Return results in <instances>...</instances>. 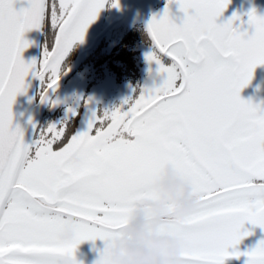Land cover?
I'll list each match as a JSON object with an SVG mask.
<instances>
[{
	"label": "snow or ice",
	"instance_id": "6c2138e0",
	"mask_svg": "<svg viewBox=\"0 0 264 264\" xmlns=\"http://www.w3.org/2000/svg\"><path fill=\"white\" fill-rule=\"evenodd\" d=\"M230 2L166 0L145 25V61L159 83L93 112L84 131L61 121L27 143L13 123L26 77L41 82V103L55 107L49 91L62 63L108 0H27L19 10L0 0V264H81L78 246L115 237L169 164L200 198L195 211L160 225L183 241L182 264L241 256L264 264V239L238 248L253 234L246 223L264 231V107L240 95L264 65V15L252 8L246 20L234 12L218 23ZM45 24L51 46L26 62L32 42L24 34Z\"/></svg>",
	"mask_w": 264,
	"mask_h": 264
},
{
	"label": "rangeland",
	"instance_id": "374dc122",
	"mask_svg": "<svg viewBox=\"0 0 264 264\" xmlns=\"http://www.w3.org/2000/svg\"><path fill=\"white\" fill-rule=\"evenodd\" d=\"M126 1L127 0H119V7L113 8L110 6L112 0H108V3H106L105 7L99 12L97 19L88 27L83 42H77L80 49H84L92 43L98 31L102 28L104 19L109 20L110 22L114 21L121 16L122 12H124L125 15L121 19L122 22H119L120 24L124 23V29H127L128 26L133 24L132 20L135 16H138L139 14L141 17V13H143L148 22L153 15H159L162 12L166 3V0H150L149 2L140 4V8H137L134 4H129L125 7ZM153 6L157 7L152 9ZM171 8L173 15L177 17L182 15V13L177 12L175 5H172ZM252 8L256 9L257 14L264 15V0H242V2L241 0H231L227 9L222 16L218 18L217 22L222 23L226 21L234 12L240 14L242 19L246 20V13ZM106 13L107 15L105 17ZM177 23H179L178 19ZM245 27H247V25H245ZM132 49L136 52V60H140L143 67L141 70V82L138 92L136 93V95H138L142 87H151L153 80L158 84L159 77H157L155 73L156 65L152 64L149 66L145 61V54L151 50V45L144 46L139 44L137 46L135 45ZM149 67L152 68L151 77L148 74ZM261 70H263V72ZM120 88L121 89L116 91H111L109 87L107 89L109 94L102 96L94 87L88 89L86 79L83 81L79 73L71 80L58 84L56 93L61 98L62 109H64L63 112H65V114L72 115V113L67 112V109L69 108L73 109L75 113L81 109L79 113L80 116H78L76 131H84L86 130L87 121L91 118L92 113L95 112V110H98L99 112L111 110L112 108L119 106L125 98L134 97V90L131 85L123 83ZM240 95L242 99L251 100L253 104H260L264 107V65H260L254 70L252 80L247 87L241 90ZM118 96L119 100L116 102L115 99L118 98ZM85 101H87V103H85ZM41 113L42 112H39L37 115V123ZM37 123L35 124L36 126ZM178 180L183 181V183L177 185L171 192L166 190V185ZM189 192H192V189L188 182L181 175L177 174L170 164L165 165L163 166L160 175L153 181L150 192L134 203L132 210L137 211L138 218H135L133 213H130L129 216H133L134 218H131L130 220L127 218L123 225L129 221L135 223L134 225L136 226L142 221L146 225L158 227L156 230L151 231V235L148 236L156 241H161L165 238H171L173 240L179 239L160 230V225L162 223L161 220L179 218L176 214V209L181 201L191 198ZM167 204L171 205V207L155 208ZM244 227L250 230L253 234L245 237L238 247L251 245V238L256 235L252 225L246 223ZM124 242H126V240L120 235L119 229V233L106 242L96 240L94 243L92 241H85L80 244L75 256L81 264H116L112 259L114 253L118 252L125 257L128 255L127 246L122 244ZM245 259L246 257L244 256H241L239 259H228L225 264H244Z\"/></svg>",
	"mask_w": 264,
	"mask_h": 264
},
{
	"label": "flooded vegetation",
	"instance_id": "af4514ba",
	"mask_svg": "<svg viewBox=\"0 0 264 264\" xmlns=\"http://www.w3.org/2000/svg\"><path fill=\"white\" fill-rule=\"evenodd\" d=\"M156 7L157 6H153L152 9H155ZM106 15L107 13L105 14V17ZM114 21L110 22L109 20L104 19L102 28L98 31L92 43L84 49H80L78 43L73 46L62 63L61 71L63 74L61 75L58 84L65 83L71 80L76 74L80 73L83 81L86 79L88 89L94 87L102 96L109 94V91H107L109 87L111 91H116L121 89V84L127 83L132 86L135 97L141 82V70L143 67L142 62L140 60H136V52L132 48L139 44L144 46L151 45V42L145 31V23L139 14L134 17L132 20L133 24L128 26L127 29H124V23L120 24L119 21L122 22V20L118 21L117 19V22L115 21V23ZM51 39V28L45 24L42 27L39 60L41 59L44 47L48 46L50 48ZM82 51L84 52L81 55ZM80 55L81 57H79ZM69 70V75L62 78ZM261 71L263 72V70ZM41 91H43V86L37 79L35 88L36 102L40 100ZM49 96L51 99L58 100L59 103H57L55 107L50 106L49 103H43L41 109L42 113L39 117L32 140L36 138L40 130L47 128L49 124H59L61 121H65L70 130L76 131L78 116H80L79 113L81 109H79L75 115H67L63 112L64 109H62V101L56 91L53 93L50 90ZM118 100L119 96L115 99V101L118 102ZM95 112L98 114L102 113L98 110H95ZM189 193L191 197L198 196L193 191ZM169 204L160 205L155 208H170L171 205ZM130 213H133L135 218H138L136 210H131ZM127 218L130 220L134 217L128 215ZM161 221H163V219ZM141 223L143 235L145 237L150 236L151 231L158 228L152 225H146L142 221ZM134 224L135 223L128 221L120 228V235L124 240H126V242L122 244L126 245L128 250L142 244V241L138 239L137 235L131 230L132 227L135 226ZM253 229L256 232V235L251 238V245L238 247L241 252L251 249L260 239H264V231H261L258 227H253Z\"/></svg>",
	"mask_w": 264,
	"mask_h": 264
},
{
	"label": "clouds",
	"instance_id": "9594fccd",
	"mask_svg": "<svg viewBox=\"0 0 264 264\" xmlns=\"http://www.w3.org/2000/svg\"><path fill=\"white\" fill-rule=\"evenodd\" d=\"M182 183L183 181L178 180L165 187L167 191L171 192L177 185ZM199 200V196H195L181 201L176 209L177 216L184 217L195 211L199 205ZM131 230L143 244L130 248L126 257L120 255L118 252L114 253L112 259L116 264H182V240L165 238L164 240L156 241L150 237H145L143 235L142 223L133 226ZM71 235V232L67 233L66 238H70Z\"/></svg>",
	"mask_w": 264,
	"mask_h": 264
},
{
	"label": "water",
	"instance_id": "95a60500",
	"mask_svg": "<svg viewBox=\"0 0 264 264\" xmlns=\"http://www.w3.org/2000/svg\"><path fill=\"white\" fill-rule=\"evenodd\" d=\"M149 1L150 0H127L125 7H127L129 4H134V6L140 8V4ZM27 6V0H15L14 7L17 10H19L21 7ZM124 15L125 13L122 12L121 16L118 18V21L121 20ZM141 18L146 25L147 21L143 13H141ZM115 21L117 22V19ZM41 33L42 28L40 30H30L24 34V38L32 42L31 46L27 48L22 54L26 62L30 61L33 58L39 61ZM84 51L81 52V55ZM81 55L79 57H81ZM69 72L70 70L62 78L67 77L69 75ZM36 82L37 79L33 78L31 75L29 77H26V84L28 85L27 92L26 94L18 95L13 105V123L18 124L24 130V138L25 142L27 143H31L32 141V137L35 131V129H33L32 127V124L37 123V115L39 112H41L43 106L40 100H38L37 102L35 101ZM29 119H31L32 124H29Z\"/></svg>",
	"mask_w": 264,
	"mask_h": 264
}]
</instances>
